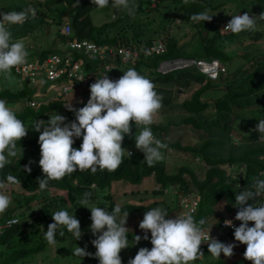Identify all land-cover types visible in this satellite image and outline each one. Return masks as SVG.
Returning a JSON list of instances; mask_svg holds the SVG:
<instances>
[{
    "label": "trees",
    "instance_id": "trees-1",
    "mask_svg": "<svg viewBox=\"0 0 264 264\" xmlns=\"http://www.w3.org/2000/svg\"><path fill=\"white\" fill-rule=\"evenodd\" d=\"M156 2V6L152 9V0H137L134 17L130 16L126 10L124 14L118 15L117 19L107 21L101 26H95L91 17V13L99 8L92 0H29V5L20 9L24 10L32 7L36 10L37 17L30 16L31 19L27 23H23L29 25L33 22V25L30 26L32 29L53 24L60 27V41L62 42L66 40L62 35V26L65 22H69L74 38L89 40L107 47L137 45L140 50V57L127 65H122L125 68L123 72L129 68H134L141 75L151 79L155 85L176 81L179 87H187L183 84L186 82L179 80L184 73L175 77L170 73L163 76L159 72L163 61L184 55V53L189 58L198 60L197 62L221 61L228 66V72L223 74L225 76H222L219 82L207 80L198 89L193 90L189 99L176 105L177 109L182 110L185 115L181 124H151L149 126L154 136L168 145L167 149L162 150L164 159L155 162L151 166L144 160V153L136 150V152L132 151L130 158L125 155L123 163L115 171H101L98 169L93 174L90 169L77 170L59 180H49L47 187L40 189L38 180L45 178L44 173L41 168L35 169L33 167L32 162L24 152V150L29 151L32 146L38 145L39 138L36 139L34 136L31 138L27 134L25 138L17 143V147L21 146L23 149L21 159L19 157L11 158L13 163L0 170V181H3L7 186H16L24 190L22 193L12 191L15 195L14 202L17 205L10 209L5 217L0 220V225L8 219L16 218L19 220L13 228L6 229L0 235V264H19L22 261L23 264H29L36 256H41L49 246L53 245L45 239V232L48 226L54 223L52 214L58 210H66L80 221L82 235L79 240H84V242L94 241L99 233L94 235L91 231V212L87 208L97 206L106 208L111 212L116 205H119L120 203L114 201L109 192L113 182L126 181L131 185L141 186L136 194L132 193L138 199L136 203L119 205L122 209L121 216L124 211H128L129 215L140 213L143 215L139 220L141 222L147 211L161 207L169 214L166 218L173 219L174 216L181 213L179 198L173 194L156 191L155 187L159 186L165 189L174 186L184 193L200 194L203 201L206 199V202L211 204V208L224 201V210L222 211L226 215L215 222V225H219L218 223L223 218H230L239 211V205L235 203V196L245 188L252 189V185L256 180L264 179V175H262V172H264V141L260 138L259 131H257L259 120H264V51L259 49L253 54L249 52V47H240L243 50L238 53V46L246 40L253 41L256 44L264 41V19L259 18L264 13V0H156ZM231 3L232 5H230ZM162 10L165 13L159 14V21L152 19L154 14H149L150 11L158 13ZM10 11L12 10L3 9L1 13ZM204 11H208L210 15H213L211 21H191L189 19L193 14ZM240 12L249 15L254 14L260 26L258 25L255 31H244L239 34L231 32L229 35H222L219 28L223 18ZM165 19L166 21L171 19V26L168 27L162 24ZM177 21L181 24L177 28L180 26L191 28L188 42H180L181 44H179L178 39L171 34L170 28ZM147 29L153 33L152 37L145 34ZM205 32L207 35H205ZM158 40L165 42L166 51L161 55L149 56L147 54L149 47ZM195 43H197L195 51L187 54L186 49ZM229 46H234L236 51L231 52L228 50ZM30 47L34 49L31 50L28 56L34 59H42L58 53L55 50L37 49L36 42H30L28 49ZM75 54L78 57L79 54ZM237 56L247 61L246 67H243L245 65L237 68L232 67V61ZM115 63H120V60ZM103 66L104 63L99 62L87 67L102 71ZM101 75H103V72H101ZM193 78L196 81L203 82V77L200 75ZM41 80L44 81L43 78ZM25 83L24 87L18 91L0 90V99L5 100L13 109L17 105H24L21 111L14 110L17 117L24 121L26 126H29V130L32 128L29 124L31 119L36 120V122L44 121L47 123L49 117L55 114L64 116L66 124L74 122V110L84 107L89 100L87 99L77 105L76 97L83 93L86 96L91 95L90 90L86 91L79 86L75 94L70 97L51 94L50 98L41 99L43 103L40 108H33L29 103L34 99L35 90L29 86L27 79H25ZM43 84L47 86L45 81ZM216 90H222V93L220 94ZM211 91H215L219 95L213 101L205 99L208 92ZM69 103H71L70 107L74 110H69V107H66ZM169 103L170 98L165 99L164 105H169ZM169 109L170 105L166 110ZM140 127L133 123L131 133L138 131ZM184 128H189L190 130H186L197 134L204 133L209 140L204 141L199 148L192 144L185 145L182 142L183 136L179 135V130L182 131ZM41 130L43 131V128ZM172 134L176 135L177 140L175 142L166 140ZM234 134L235 136H233ZM128 136L124 137L122 146ZM74 139V145L80 147L82 136ZM236 139H239V141L243 139L245 143L240 148L236 147L234 145ZM226 146L230 148L229 154L227 156L219 155L217 150H224ZM213 147H218V149ZM169 150L192 153L196 158H200L205 162L209 166L205 179L200 181L195 171L188 167L181 168L175 175L168 174L166 159ZM232 165H235L236 168L238 165L239 167L245 166L246 171L240 173L239 170L235 171L236 168L231 170ZM223 166H227L229 174L221 168ZM28 167L31 168L30 172L25 170ZM232 171L235 172L232 173ZM8 174L15 175L20 180L21 185L7 184L6 177ZM185 175H188L190 180L186 179ZM151 178L154 179V182H152V189L150 190V188L147 189L146 183L143 186L142 183L145 179L150 180ZM53 192L59 194L52 195ZM85 193L90 194L88 197L89 203L82 204L81 200L84 199ZM259 199H264V193L249 201L248 204H254ZM151 200H154V202H151ZM201 202L198 209L201 218H198V214L194 217L197 222L202 218L207 221L216 213V210L212 209V211L202 215V211H200ZM176 204H178V207H176ZM202 227L205 231L214 230V228L209 229L205 225ZM249 227H252V224L249 223ZM61 231L64 233L63 236L59 235ZM132 234L149 235L148 238L151 240L150 231L141 230V234H134L133 232ZM130 238L128 235V240ZM213 238L226 245L236 241L234 234L226 238L215 236ZM55 239L56 243L76 241V237L67 230L66 226H60L57 229ZM200 250L204 256L195 260L196 264H249L250 262L244 259L245 245L237 250L235 249V251L233 250L234 254L230 258L225 257L223 253H221L219 259L213 257L208 252V244L201 245ZM97 264H99L98 259Z\"/></svg>",
    "mask_w": 264,
    "mask_h": 264
},
{
    "label": "clouds",
    "instance_id": "clouds-1",
    "mask_svg": "<svg viewBox=\"0 0 264 264\" xmlns=\"http://www.w3.org/2000/svg\"><path fill=\"white\" fill-rule=\"evenodd\" d=\"M92 2L99 8L110 4V0ZM111 4L113 7L127 10L128 14L134 17L137 6L130 0H111ZM35 15L36 10L32 7L0 14V73L4 74L5 79L10 80L12 69L25 64L29 55L23 39L13 40L10 26L22 25L29 16L34 18ZM212 17L208 11H204L193 14L189 19L206 22L211 21ZM259 18L264 19V14ZM256 26V17L248 13L237 14L232 16L223 31L239 34L255 30ZM173 59L165 60L162 64ZM208 64L200 71L217 81L216 76H219V73L214 76L212 73L219 72V66L224 63L212 60ZM159 72L168 74L171 70L163 71L160 66ZM155 89L156 85L151 79L141 75L134 68L123 72L122 77L115 81L105 74L90 86L91 96L84 107L74 110L70 104L66 106L75 111L74 122L66 124L65 117L59 114L49 117L47 123L33 121L31 126L40 133L39 166L45 177L38 180L39 188L45 189L49 180H59L77 170L90 169L94 174L98 169H118L125 155L128 158L132 156V153L122 146V142L126 135L131 134L133 123L142 126L139 132L136 131L135 142L136 148L144 153L146 163L151 166L163 160L162 150L167 149L168 145L157 139L149 127L154 122V116L162 108L163 97ZM28 130L29 126L17 117L13 107L0 99V170L13 163L11 158L21 159L23 149L21 146L17 147V143L27 136ZM257 131L264 133V120H259ZM81 136L82 144L76 149L73 147L74 138ZM25 170L30 172L31 168ZM6 181L9 185H21L20 180L12 174L7 175ZM4 187V182L0 181V189ZM262 193L264 179H259L252 185V189L245 188L235 196V203L239 205L235 219L241 224L235 228L234 237L236 241L247 246L244 259L250 261V264H264V203L259 206L248 204ZM89 195L85 193L82 204L89 203ZM11 203V197L0 191V214L4 213ZM87 209L91 212V231L94 235L99 233L92 241L99 264H122L120 253L129 247V229L125 227L129 212L124 211L121 216L122 209L119 205L111 212L97 206ZM168 215L161 207L153 208L144 214L139 227L145 232L150 231L152 248H140L128 264H190L204 256L200 246L206 242L208 252L215 258L219 259L221 253L229 258L234 254L235 245H226L211 238V230L205 232L202 227L206 223L205 219L197 222L191 214L176 216L175 219L166 218ZM52 219L54 223L50 224L45 232V239L49 244L57 242L55 237L60 226H66L76 240L81 238L80 221L68 211H55ZM250 222L254 226L249 227ZM225 226L231 227L232 221H225ZM59 235L63 236L64 233L61 231ZM140 239V236H135L136 242ZM144 239H148V236L145 235ZM73 255L84 257L89 253L75 246Z\"/></svg>",
    "mask_w": 264,
    "mask_h": 264
},
{
    "label": "rangeland",
    "instance_id": "rangeland-1",
    "mask_svg": "<svg viewBox=\"0 0 264 264\" xmlns=\"http://www.w3.org/2000/svg\"><path fill=\"white\" fill-rule=\"evenodd\" d=\"M42 1H45V0H42ZM130 2L134 3L135 5L137 4V0H130ZM156 4H157V2L153 1L152 9L156 6ZM28 5H29V0H0V14H3V13H1V11L3 9H7V10L11 9V10H16V11H21L20 9L22 7H25ZM230 5H232V3ZM125 12H126V10H124L122 8L113 7L111 4V1H110L109 6L104 7V8H97L96 10H94L91 13V17L93 19L95 26H101L107 21L117 19L118 15H122ZM163 13H165V11H163V10L158 12V13L151 12V11L149 12V14H151V15L154 14L152 19H154L155 21H159V17H160L159 14H163ZM239 15H243V13L240 12ZM250 16L255 17L254 14H250ZM0 18H2V17H0ZM263 22H264V20H263ZM32 23L33 22H31L29 25L22 24V25L10 26V31L12 33L13 40L23 39L25 46H26V49H28L30 42H36L37 49H39V50H41V49L55 50V51L60 52V53L65 51L66 46L62 45V43H65L67 40H65L64 42L60 41V36H61L60 27L53 24V25H47L45 27L41 26L37 29L36 28L32 29L30 27ZM162 24L167 25L168 27L171 26V19H169L167 21L165 19L162 22ZM179 24L180 23L178 21L176 22V24L174 23V26H172L170 28V32L173 35V37L178 39L179 44H181L182 42H188L190 39L191 28L188 26H180L179 28H177ZM258 25L259 24L257 22V26ZM261 30H263V29H261ZM151 31H152V28H151ZM148 32H150V31L147 29L145 31V34H147V36L149 35L150 37H152L153 33L152 32L148 33ZM205 35H207L206 32H205ZM33 40H37V41H33ZM196 47H197V43H195L194 45H191L190 47H188L186 49V53L187 54L193 53L195 51ZM238 47L240 50V51L238 50V53H240L241 50H243L240 47H244V48L249 47L250 48L249 52H252L253 54H255L259 49H263V51H264V41L256 44L253 41L246 40L243 43H241ZM30 49H28L27 51H30ZM228 50H230L231 52H234V51H236V48L234 46H229ZM30 58L34 59L33 57H30ZM172 61H173V65L175 67H173V69H170L169 66H166L165 69L171 70L170 74L174 75L175 77L176 76L178 77L179 76L178 74H181V73L185 74V75L183 74V76H180L179 80L181 82L182 81L186 82V83H183V84L187 85V87L185 86L186 92L182 96L179 95V92H177L179 85L177 84L176 81L167 83L165 85H157L158 88H156V91L158 94L161 93L160 95L163 97V99H162V108L154 116V122L152 124H155V125H167L168 123H171V122H173L174 124H181V122L185 118V115H184V112L182 110L177 109L176 105L182 104L184 100L189 99L192 95L193 90L198 89L207 80H212L207 74L205 75L204 73H201V71H200L201 69L199 70L197 65L193 64L194 62H197L198 60L196 61L193 58H189L185 53H184V55H179L178 57H174V59ZM203 63H204L203 65L205 67H207L209 65L208 62H206V61ZM232 64H233V66H232L233 68L240 67L241 65H245L243 67H246L247 61L242 60L241 58H239L237 56L236 59H234L232 61ZM195 67H197V69H195ZM225 67L228 68L227 65H225ZM124 70H125V68L121 66V67L107 73V76H108V78L111 76H116L117 78H119V76L122 75ZM195 70H197V71H195ZM160 74L163 76L166 75L165 73H161V72H160ZM104 75L105 74H103L97 78H101ZM193 75L196 76V78L198 77V75L202 76L203 82H200L198 80L197 81L194 80ZM218 75L219 76H216L217 80H220V78H222V76H225V75L221 76V74H218ZM11 76H12V78L10 80L5 79L4 74L0 73V90L9 89L12 91H18L24 87V85L26 84L24 78L15 75L13 70H12ZM97 78H95L92 81L91 85L93 83H95ZM212 81H215V80H212ZM90 86H83L82 88L84 90H90ZM165 91L169 92L170 94H168ZM216 91L219 92L220 94L222 93V90H216ZM75 92H76V89L71 93V95H74ZM182 93H183V91H180V94H182ZM90 96H86L84 93L81 94L80 96H77L75 99L76 104L79 105L82 102H84L85 100L90 99ZM218 96H219L218 93H216L215 91H211V92H208L207 97H205V99L213 101ZM168 98H170V103H169L170 109L167 111L166 108L169 105H164V104H165V99H168ZM71 103H69V104H71ZM23 107H24V105H22V106L17 105V107H15L14 109H16L17 111H21V109ZM166 113H167V115H166ZM33 121L36 122V120L31 119L29 121V124L31 125ZM141 127L138 131L137 130L136 131L139 132L141 130ZM186 129H189V128H184L182 131L179 130V135L183 136L182 142L185 145L192 144L196 148H199L204 141L209 140L208 136H205L204 133H198L197 134L196 132H190L189 131L190 129L189 130H186ZM136 131L132 132L128 136V139L123 144V147L125 149H127L128 151H130L131 153H132V151L136 152V150H139L136 148V142H135ZM28 134L31 138H32V136H34V137H36V139L39 138V135H40L39 132H36L34 130L33 126H32V128H30ZM259 134H261L260 138L264 141V133L259 132ZM179 135H178V137L180 138ZM233 136H235V134ZM166 140H170L172 142H175L177 140L176 135L172 134L170 137L168 136ZM244 143L245 142H243V139H241L240 141H239V139L234 140V145H236V147H239V148ZM73 147L76 149H79V147H77L76 145H73ZM213 148L218 149V147H213ZM217 151H218L219 155L227 156L230 152V148H229V146H226L224 150H217ZM24 152H25L26 156L29 157V159L32 162V165L35 169L41 168L39 166V160L41 158V156H40V145L39 144L36 146H32V149L29 151L24 150ZM183 167H188L189 169L195 171V174L197 175V177L200 181H203L205 179L206 172L209 169V166L205 162H203L202 160L198 161L196 156L193 155L192 153H181V152H177L175 150H169L167 153V159H166V170H167L168 174L175 175ZM221 168L225 169L228 172L227 166H223ZM239 168L240 167L238 165L237 168L235 169V171H238ZM235 171H232V173ZM228 174H229V172H228ZM184 177L186 179L190 180L188 175H185ZM152 182H154L153 178H151L150 180L145 179L144 182L142 183V186L146 183L148 186L147 189L150 188V190H151L152 189ZM139 188L141 189V186H135V185L129 184L126 181H120V182H113L109 192H110V195L113 197V200L120 203L119 205H121V204L127 205V204H134V203H136V201H138V199L134 195H132V193L136 194V192L138 191ZM155 190H156V187H155ZM0 191H3L6 194H8L12 200V203L8 207V209L4 213L0 214V220H2L5 217L6 213L10 209L14 208V206L17 205V203L14 202V199H15L14 196L15 195L12 193V191H14L15 193H22V192H24V190H21L20 187L5 185V187L3 189H1ZM196 193H198V192H196ZM57 194H59V193L53 192L52 195H57ZM198 196H200V194ZM200 200H202V202H201L202 207L200 210V211H202L201 212L202 215H204L208 211H212V209L216 210L215 215L206 221L205 227L213 226L214 223L216 221H218V219L220 217L226 215V213L222 211V210H224V201L219 203L217 206L211 208V204L209 202H206V199H204V201H203L202 196H200ZM151 202H154V200H151ZM176 207H178V204H176ZM197 214H198V212L194 215V217H196ZM142 216L143 215L140 213L128 215L125 227H127L129 229L128 235H129V237H131L129 239V244H131L132 247L126 248L125 249L126 251H121L120 256H121L122 264H128L129 260L134 259V257L136 256V254L138 253L140 248H148L149 250H151V248H152V244L150 242L151 240L149 238L144 239L145 235L140 236L141 237L140 241L136 242L135 236H139V235H133L132 234V232L134 234H141V229L139 227V224H140L139 220H141ZM198 218H201L200 214H198ZM148 237H149V235H148ZM228 244L235 245V247L233 249L234 251H235V249L237 250V249L243 247V245H245V244H241L238 241H234V242L228 243ZM75 246H78L80 248L85 249V251L87 253H89V255L84 256V257L73 255V252L75 250ZM92 247H94L92 241L84 242V240H82V241L81 240L67 241L65 243H56V244L49 246L48 249L45 252H43L41 256H36L34 258V260H32V262L29 264H97V258L95 257L96 249H95V247L94 248H92ZM19 264H23V261H22V263H19ZM190 264H196V262L192 261V262H190ZM249 264H250V262H249Z\"/></svg>",
    "mask_w": 264,
    "mask_h": 264
},
{
    "label": "built area",
    "instance_id": "built-area-1",
    "mask_svg": "<svg viewBox=\"0 0 264 264\" xmlns=\"http://www.w3.org/2000/svg\"><path fill=\"white\" fill-rule=\"evenodd\" d=\"M156 1V0H152ZM239 14V13H237ZM234 14V15H237ZM264 14V13H263ZM232 16L225 17L220 23V33L222 35H229L230 31H223L226 25L232 19ZM37 17V13L34 18ZM31 17L26 20L27 23ZM62 35L67 40L62 45L66 46L65 51L62 53H54L49 55L46 58H35L31 59L29 56L27 57V62L23 65H19L13 68V72L15 75L22 77L28 80L29 86L35 90L33 95V101L29 103V105L33 108H40L42 105L43 98H50L51 94L64 95L66 97H70L71 93L77 89L79 86H88L92 83V81L100 76L101 72L103 74L109 73L122 65H127L132 61L138 59L140 57V50L137 45H132L130 47H115V46H102L98 45L89 40H80L78 38L72 37V27L69 22H65L62 26ZM31 48V49H30ZM31 52L33 47H30ZM166 51V44L162 40H158L153 43L149 47L147 54L149 56L153 55H161ZM66 52V54H65ZM75 53H78V57ZM120 60V63L116 64L115 62ZM99 62H103V70L98 71L96 68H88V65H95ZM218 62V61H217ZM172 66H171V65ZM193 64L197 65L198 69L201 71L205 69L203 62H194ZM165 65H168L170 69L175 67L173 65V61H169L163 63L161 67L163 71H167ZM200 67H199V66ZM219 72L212 73L214 74H225L227 69L224 65L219 66ZM47 86H44L43 80ZM109 79L115 81L118 80L116 76H111ZM200 161V158H197ZM236 166L232 165L230 169H235ZM246 171L245 166H241L239 168L240 173H244ZM264 173V172H262ZM156 191H163L164 194H173L179 198V207L181 209V213L177 216L182 215H195L198 212L200 206V197L191 192L184 193L180 189L172 186L170 188L162 189L161 187H156ZM264 203V199H259L255 205L259 206ZM236 213H234L230 218H221L222 220L218 223L219 225H213L211 227H207L209 229L214 228V230H207L205 232L210 231V236L213 238L214 236L217 238H226L232 234H234L235 228L239 227L241 222L236 220ZM173 217V219H175ZM231 220L232 226H225V221ZM19 220L16 218L8 219L3 224L0 225V235L4 233L6 229H11L18 223ZM11 222V223H10ZM250 224H252L250 222ZM252 226H254L252 224ZM214 239V238H213ZM206 243L202 245H206Z\"/></svg>",
    "mask_w": 264,
    "mask_h": 264
},
{
    "label": "crops",
    "instance_id": "crops-1",
    "mask_svg": "<svg viewBox=\"0 0 264 264\" xmlns=\"http://www.w3.org/2000/svg\"><path fill=\"white\" fill-rule=\"evenodd\" d=\"M201 73H204V72H201ZM213 82H219V81L217 80V81H213ZM157 85H165V84H157ZM157 85H156V88H158ZM155 90H156V89H155ZM180 91H183V93L180 94ZM177 92H179V95H180V96L184 95L185 92H186V87H179L178 90H177ZM177 92H176V93H177ZM160 94H161V93H160ZM166 115H167V113H166ZM171 123H173V122H171ZM214 225H215V223H214ZM131 247H132L131 244H129V247H128V248H131Z\"/></svg>",
    "mask_w": 264,
    "mask_h": 264
}]
</instances>
